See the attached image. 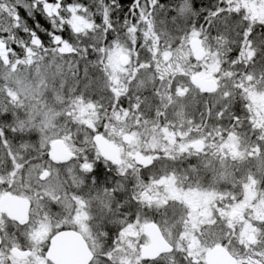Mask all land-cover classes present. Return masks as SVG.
I'll return each instance as SVG.
<instances>
[{
  "label": "snow or ice",
  "instance_id": "6c2138e0",
  "mask_svg": "<svg viewBox=\"0 0 264 264\" xmlns=\"http://www.w3.org/2000/svg\"><path fill=\"white\" fill-rule=\"evenodd\" d=\"M256 8L264 0H0V200L16 204L0 212V264H66L64 237L83 249L75 264H205L210 247L264 264V218H232L245 189L264 200ZM185 155L198 162L180 173ZM229 161L240 175L217 192Z\"/></svg>",
  "mask_w": 264,
  "mask_h": 264
},
{
  "label": "rangeland",
  "instance_id": "374dc122",
  "mask_svg": "<svg viewBox=\"0 0 264 264\" xmlns=\"http://www.w3.org/2000/svg\"><path fill=\"white\" fill-rule=\"evenodd\" d=\"M255 15L259 18H264V8H256L255 9ZM203 76H205L206 78H209L207 76V74H203ZM240 102H241L240 98L237 97V104H239ZM208 103H211L210 98L208 99ZM255 104L257 107L258 115H260L261 117H264V96L257 95L256 99H255ZM249 136H251V133H249ZM180 157H182V156H180ZM180 157L176 160L177 163H179V161L181 160ZM188 157L193 158L194 162L196 159H198V157H196L195 155H190V156L185 155L182 158H183V160H186ZM232 163H233L232 161H229L228 165L221 167L220 173L217 176L212 177L211 182L215 186V189L217 192H220V191L228 192L230 189L234 188L232 178L234 176L239 177L240 173L237 170L239 168V165H237L236 168H233L231 166ZM255 163H256L255 161H253L250 164L245 162V167L252 168L253 171H258V166L253 167V165ZM195 164H196V162H195ZM175 167L180 173H185L188 170V169L183 170L181 168H178V166L176 165V162H175ZM200 176L202 177L201 173H200ZM193 178L191 176H189L187 179V182L192 183ZM204 180H205V177H203V181ZM203 183L205 185H207L206 181ZM258 191H259V189L256 185H253L250 188L245 189L246 196H245L244 201L241 204H239L237 207H235L232 211V218L234 221H237V222L243 221L244 220V212L247 208H251L257 218H264V200H260L258 203L253 204V201L256 200ZM210 199H211V197L193 196L191 198L192 206L194 208L200 210V211L207 212L210 210L209 206H208V202ZM253 234H255V233L250 228V226H248L247 223L245 222L244 227L242 229H240V231H239V239L243 240L245 242H248L252 239ZM237 247L240 250V252L244 251V249L242 247H240L239 244L237 245ZM208 249L205 250V253ZM21 259H23V258H21Z\"/></svg>",
  "mask_w": 264,
  "mask_h": 264
},
{
  "label": "water",
  "instance_id": "95a60500",
  "mask_svg": "<svg viewBox=\"0 0 264 264\" xmlns=\"http://www.w3.org/2000/svg\"><path fill=\"white\" fill-rule=\"evenodd\" d=\"M196 82L204 88L212 87L213 82L210 78H206L201 75L196 78ZM105 150L111 151V145H103ZM57 150L62 154L63 149L58 145ZM64 245L60 250L59 257L66 261V264H75L81 254L82 247L80 243L72 237L62 238ZM158 246V239L153 237V247L151 249L144 250V255H150L154 249ZM205 264H232V258L223 250L215 247H210L205 253Z\"/></svg>",
  "mask_w": 264,
  "mask_h": 264
},
{
  "label": "flooded vegetation",
  "instance_id": "af4514ba",
  "mask_svg": "<svg viewBox=\"0 0 264 264\" xmlns=\"http://www.w3.org/2000/svg\"><path fill=\"white\" fill-rule=\"evenodd\" d=\"M255 137H252V139H254ZM183 157V156H182ZM182 157H180V161H179V163H177V161H176V165L178 166V168H181V169H183V170H187V169H189V167H190V165H194L195 164V162H196V164H197V162H198V159H196L195 160V162H194V160H193V158H187L186 160H183V158ZM189 166V167H188ZM188 167V168H187ZM201 174H202V178L203 177H205V180L203 181V182H205L206 181V184H208V177L210 176V174L209 173H206V172H204L203 170L200 172ZM192 178H193V180L196 178L195 177V174H192V175H190ZM259 189V188H258ZM15 207H16V204H15V202L14 201H11V200H0V212H5V211H9V210H14L15 209ZM255 235L256 234H253L252 235V239L251 240H254L255 239ZM20 258H23V256H21Z\"/></svg>",
  "mask_w": 264,
  "mask_h": 264
},
{
  "label": "trees",
  "instance_id": "16d2710c",
  "mask_svg": "<svg viewBox=\"0 0 264 264\" xmlns=\"http://www.w3.org/2000/svg\"><path fill=\"white\" fill-rule=\"evenodd\" d=\"M100 2H101V3H103V2H104V0H100ZM226 59H227V58H226ZM224 67H225V68H227V67H228V64H227V63H225V64H224Z\"/></svg>",
  "mask_w": 264,
  "mask_h": 264
}]
</instances>
